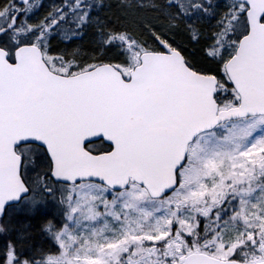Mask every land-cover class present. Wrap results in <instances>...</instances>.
<instances>
[{
	"label": "snow or ice",
	"instance_id": "1",
	"mask_svg": "<svg viewBox=\"0 0 264 264\" xmlns=\"http://www.w3.org/2000/svg\"><path fill=\"white\" fill-rule=\"evenodd\" d=\"M0 264H264V0H0Z\"/></svg>",
	"mask_w": 264,
	"mask_h": 264
},
{
	"label": "trees",
	"instance_id": "2",
	"mask_svg": "<svg viewBox=\"0 0 264 264\" xmlns=\"http://www.w3.org/2000/svg\"><path fill=\"white\" fill-rule=\"evenodd\" d=\"M52 2V0H44V4L47 7L48 4H50ZM114 2V0H113ZM43 12V9L41 10ZM87 40V37H85V41ZM81 41H77L76 43H80ZM55 43V42H54Z\"/></svg>",
	"mask_w": 264,
	"mask_h": 264
}]
</instances>
